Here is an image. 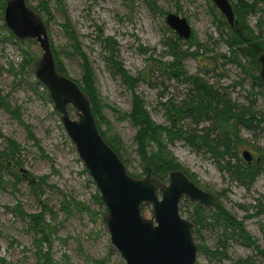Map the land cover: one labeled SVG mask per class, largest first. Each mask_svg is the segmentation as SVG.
<instances>
[{"label": "rangeland", "instance_id": "374dc122", "mask_svg": "<svg viewBox=\"0 0 264 264\" xmlns=\"http://www.w3.org/2000/svg\"><path fill=\"white\" fill-rule=\"evenodd\" d=\"M6 2L7 0L5 6ZM26 3L43 20L51 47L58 51L68 43L62 22L65 21V15L70 18L80 35L83 49L93 64L97 87L103 99L119 108L121 113L131 110L133 95L121 75L109 64L107 58L110 57V52L102 42L106 37L116 40L118 59L129 74L144 76L136 85L135 91L145 100L156 123L169 124L161 102L171 97L182 99L187 94L189 84L163 74L158 65L159 60H172L165 42L167 36L176 32L166 22L168 13L187 18L195 36L193 41L204 45L201 50H197L198 56L185 58L184 65L188 73L197 74L200 73L201 66L207 67V73L201 75L220 92L244 105H248L253 98L257 108L264 110V91L254 88L257 95H250L252 79L244 77L236 65L219 57L220 54H228L229 47L222 39L225 31L216 21L213 7L218 11L219 9L211 0H63L62 8L55 0H26ZM154 4L156 8L153 9ZM1 5L0 2V93L6 96L11 110L13 107L20 108L22 121L0 103V131L4 135L0 137V149L7 144L6 136L14 138L23 147V164L16 167L13 161H9L4 168V178L15 184V187L10 184H6L8 188L0 187V259L4 257L6 264H43L36 254L38 250L34 247V236L27 229L26 221L7 210L6 206L11 207L20 202L27 212L38 213L45 202L55 211L54 215L49 210L46 212V221L55 228V234H52V264H100L95 263L96 260H105L101 264H126L111 241L105 223V206L103 202L100 205L95 198L98 188L89 172H84L86 167L63 126L61 114L55 107L49 89L46 91L37 77L36 68L42 59L43 50L37 40L20 39L8 28L5 7L2 9ZM221 16L227 23L226 18L222 14ZM257 21V17H250V24L256 30ZM227 25L229 26L228 23ZM188 40H184L186 42L182 46L191 51L196 46L190 49L193 41L187 42ZM26 53L32 61L24 66ZM63 58L68 77L78 82L83 72L80 55L73 53L71 56L64 55ZM69 110L71 117L77 119L79 112L71 105ZM105 114L113 122L111 133L122 138L127 154H130V165L125 163L127 172L140 173L135 141L136 125L129 118H121L111 108H106ZM188 122L189 120L186 121ZM26 125L31 127L49 157L43 155L29 137ZM204 126H208V123L204 122L200 128ZM241 135L252 144L244 145L242 150H250L255 158L257 149L264 148V129L255 135L253 130L243 128ZM170 149L178 161L195 175L196 183L201 188L214 195L216 191L228 189L227 195L222 199L239 219L254 213L258 200L264 202V172L248 189L232 180L228 171L221 168L225 161L217 159L210 151L197 150L182 140L170 144ZM24 171L27 172L26 176H23ZM48 174L51 176L48 184L43 186V193L36 194L31 187L30 178ZM17 175L22 178L18 180L15 177ZM145 176L146 174L141 178ZM64 194L84 202L92 211L99 213L74 210L67 216L62 207ZM185 200L183 198L181 201L180 210L182 209L183 217L189 220L191 207L184 203ZM143 214L150 217V208ZM260 222L264 223V215L245 218L248 231L264 248V231ZM221 232L219 225H208L202 229L206 244L212 249L216 248ZM194 239L196 243L202 242L196 232ZM229 255L230 259L220 261L211 255L199 253L197 264H232L237 258L247 256H254L264 264V258L255 249L234 240L230 241Z\"/></svg>", "mask_w": 264, "mask_h": 264}, {"label": "trees", "instance_id": "16d2710c", "mask_svg": "<svg viewBox=\"0 0 264 264\" xmlns=\"http://www.w3.org/2000/svg\"><path fill=\"white\" fill-rule=\"evenodd\" d=\"M62 8L63 0H55ZM151 1V0H147ZM233 4L237 24L235 28L228 26L223 20L221 13L213 7L216 21L224 28L225 33L222 39L229 47L228 54H220L219 57L227 63L236 65L244 75L252 79V90L249 94L254 96L257 92L254 88H259L264 91V84L260 74L261 63L259 56L264 53V0H230ZM2 9L5 7V0H0ZM48 2V1H47ZM155 3V1H152ZM149 2L150 4H153ZM156 8L155 4L153 9ZM66 13V12H65ZM250 17H257L256 30L250 24ZM228 29L226 30V27ZM62 27L68 36L66 47L58 51L55 47L52 48L57 70L59 73L69 76L68 70L64 63L63 56H71V54H79L82 62V76L78 81L83 92L90 99L92 111L95 115L100 132L105 140L118 153L124 163L130 165V154H127L126 147L122 138L113 131V122L106 116V108L113 109L123 119L129 118L137 127L135 141L137 143L136 152L139 156L141 172L129 171V174L136 178H141L150 170L152 176L161 184L168 183L169 174L174 170L184 171L193 181L197 182L195 175L183 166L172 150L170 144L182 140L184 143L195 147L197 150L204 149L210 151L217 159L225 161L221 165L222 169H226L232 180L246 188H251L257 178L264 172V148L257 149V156L253 161H246L243 156H240L244 145H252L249 141L242 137L241 131L243 128L253 130L257 135L261 129H264V110L257 108L256 100L251 98L248 105L234 102L226 94L220 92L216 86L201 75L207 73V67L201 66L200 73L189 74L185 69L184 60L189 56H198L197 50H201L204 46L199 42H194L193 32L187 42L190 44V49L196 46L195 49H184L182 44L184 41L177 34L167 36L165 42L168 48V53L172 56L171 61L157 60L161 67L162 73L170 78H177L189 84L187 94L182 99L174 97L161 102L167 118L168 125L156 123L147 108L145 100L135 91L136 85L144 79L143 75L132 76L124 68L123 63L118 59V44L112 37L102 39L105 48L109 49L110 57L107 58L110 66L120 74L123 81L128 85L133 95V105L129 112H120L117 107L107 103L98 87L97 76L93 64L88 55L83 49L80 35L70 18L65 15V21L62 22ZM12 34V32H10ZM13 35V34H12ZM195 44V45H194ZM63 50V51H62ZM146 50V49H145ZM23 59L24 66L30 64L32 58L28 56ZM195 56V57H196ZM200 57V56H199ZM40 83V82H39ZM48 91L46 85L41 83ZM248 94V95H249ZM0 103L8 110H11L6 96L0 93ZM12 113L20 121V108L13 107ZM189 120L188 123L186 121ZM204 122L208 126L200 128ZM27 126L28 135L33 139L43 155L49 157L40 145V141L33 133L31 127ZM4 135L0 131V137ZM5 138V137H4ZM7 144L3 149H0V187L8 188L6 184L15 187V184L4 178V168L8 166L9 161H13L16 167L23 164L22 145L14 138L6 136ZM245 150V149H244ZM126 151V152H125ZM124 152L126 157H124ZM243 152V150H242ZM56 170V169H55ZM84 172L88 170L84 168ZM24 171L23 176H26ZM50 174L39 176L38 178H30V184L36 194L43 193V186L48 184ZM18 180L22 177L15 176ZM228 189H223L220 192H215L216 202L212 206H205L200 203L190 202L185 200L191 207L189 220L195 226V232L202 242L196 243L199 253H205L212 257L223 260L230 259L229 248L230 241L240 242L247 247H251L257 251V254L264 258V248L259 244V240L253 236L247 229L245 218L260 217L264 215V202L258 200L256 205L257 210L252 214H247L244 219H239L236 214L231 212L222 197L227 195ZM95 198L102 205L100 193L97 192ZM41 197L39 198V200ZM62 207L67 216L74 210H88L91 214H98L90 209L84 202L77 200L64 194ZM6 209L26 221L27 229L31 230L34 236V247L38 259L43 261V264H52V234H55L54 227L50 222L46 221V212L49 210L53 215L55 211L47 203L44 202L42 210L38 213L27 212L20 202L14 206H6ZM149 209L145 207L143 213ZM182 210V209H181ZM208 225H219L222 232L218 239V244L215 249H212L203 236L202 229ZM261 228L264 231V223L260 222ZM68 258V255L65 254ZM7 260L2 257L0 264H6ZM95 263H105V260H96ZM232 264H262L258 262L254 256L239 257Z\"/></svg>", "mask_w": 264, "mask_h": 264}, {"label": "water", "instance_id": "95a60500", "mask_svg": "<svg viewBox=\"0 0 264 264\" xmlns=\"http://www.w3.org/2000/svg\"><path fill=\"white\" fill-rule=\"evenodd\" d=\"M211 1L229 26L235 28L237 20L232 2ZM5 21L18 38L35 39L43 50L36 68L37 77L49 89L63 126L98 188L111 241L126 264H197L195 226L181 214L180 203L184 198L212 206L216 196L182 170L172 171L166 184L154 178L150 170L143 178L131 176L121 157L100 133L90 99L80 84L58 72L43 20L30 10L26 0H7ZM166 22L181 39L191 37L187 18L168 13ZM259 62L264 84V53L259 56ZM69 105L79 112L77 119L71 117ZM242 156L248 162L254 159L248 149L243 150ZM145 207L150 208V217L143 214Z\"/></svg>", "mask_w": 264, "mask_h": 264}]
</instances>
